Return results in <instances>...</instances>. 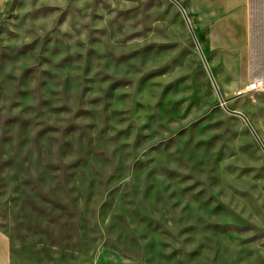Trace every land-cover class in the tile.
I'll return each mask as SVG.
<instances>
[{"label": "rangeland", "instance_id": "374dc122", "mask_svg": "<svg viewBox=\"0 0 264 264\" xmlns=\"http://www.w3.org/2000/svg\"><path fill=\"white\" fill-rule=\"evenodd\" d=\"M0 229L24 264H264V152L171 0H0Z\"/></svg>", "mask_w": 264, "mask_h": 264}, {"label": "crops", "instance_id": "0c3cea01", "mask_svg": "<svg viewBox=\"0 0 264 264\" xmlns=\"http://www.w3.org/2000/svg\"><path fill=\"white\" fill-rule=\"evenodd\" d=\"M177 1L186 11L226 105L248 118L264 144V87L236 95L254 80L264 81V0ZM0 264H24L14 256L11 239L1 229Z\"/></svg>", "mask_w": 264, "mask_h": 264}, {"label": "water", "instance_id": "95a60500", "mask_svg": "<svg viewBox=\"0 0 264 264\" xmlns=\"http://www.w3.org/2000/svg\"><path fill=\"white\" fill-rule=\"evenodd\" d=\"M171 1H172L174 4H176V5L178 6V8L181 10V12H182V14H183V16H184V18H185V20H186V23H187V25H188V28H189V30H190V33H191V35H192V37H193V39H194V41H195V43H196L197 50H198V52H199V54H200V56H201V59H202L204 65H205V68H206L207 72L209 73V76H210V78H211V80H212V83H213V85H214V88H215V90H216V92H217V94H218V97H219L220 102H221V104L223 105L224 109H225L228 113H231V114H234V115H238V116H240V117L245 121V123L247 124L248 128L250 129V131H251L252 134L254 135L256 141L258 142V144L260 145L261 149H262L263 152H264V144L262 143V141H261L260 138L258 137V135H257V133L255 132V130L253 129V127L251 126V124H250L248 118H247L244 114H242V113H240V112H237V111H235V110H232L231 108H229V107L226 105V102L224 101V99H223V97H222V95H221V93H220V91H219V89H218V86H217V84H216V82H215V80H214V77H213V75H212V72H211V70H210V67H209V65H208V63H207V60H206V58H205V56H204V53H203V51H202V49H201V47H200V44H199L198 39H197V37H196V35H195V32H194L193 27H192V25H191V23H190V20H189L187 14H186V11L184 10L183 6H182L177 0H171Z\"/></svg>", "mask_w": 264, "mask_h": 264}, {"label": "built area", "instance_id": "2783aa9c", "mask_svg": "<svg viewBox=\"0 0 264 264\" xmlns=\"http://www.w3.org/2000/svg\"><path fill=\"white\" fill-rule=\"evenodd\" d=\"M264 87V81L262 79L254 80L253 82L249 83L244 88L238 90L236 92L237 96H242L247 93H254L260 91Z\"/></svg>", "mask_w": 264, "mask_h": 264}]
</instances>
